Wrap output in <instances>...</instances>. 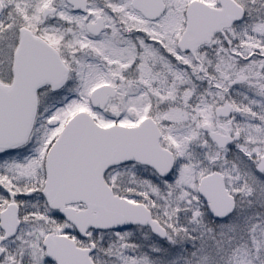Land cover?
<instances>
[{
  "label": "snow or ice",
  "instance_id": "1",
  "mask_svg": "<svg viewBox=\"0 0 264 264\" xmlns=\"http://www.w3.org/2000/svg\"><path fill=\"white\" fill-rule=\"evenodd\" d=\"M0 264H264V0H0Z\"/></svg>",
  "mask_w": 264,
  "mask_h": 264
}]
</instances>
